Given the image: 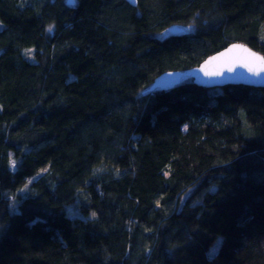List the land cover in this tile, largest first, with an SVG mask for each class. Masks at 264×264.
Masks as SVG:
<instances>
[{
    "label": "trees",
    "instance_id": "trees-1",
    "mask_svg": "<svg viewBox=\"0 0 264 264\" xmlns=\"http://www.w3.org/2000/svg\"><path fill=\"white\" fill-rule=\"evenodd\" d=\"M69 2L0 0V264H264V89L148 91L264 0Z\"/></svg>",
    "mask_w": 264,
    "mask_h": 264
},
{
    "label": "water",
    "instance_id": "water-1",
    "mask_svg": "<svg viewBox=\"0 0 264 264\" xmlns=\"http://www.w3.org/2000/svg\"><path fill=\"white\" fill-rule=\"evenodd\" d=\"M135 7L136 0H123ZM70 4L69 1H67ZM182 30L168 29V33L178 34ZM260 57L261 61L254 58ZM183 79L202 88H220L243 85L264 89V57L247 46L232 44L220 52L208 57L198 67L185 72H169L157 77L148 91L169 90L178 86Z\"/></svg>",
    "mask_w": 264,
    "mask_h": 264
},
{
    "label": "snow or ice",
    "instance_id": "snow-or-ice-1",
    "mask_svg": "<svg viewBox=\"0 0 264 264\" xmlns=\"http://www.w3.org/2000/svg\"><path fill=\"white\" fill-rule=\"evenodd\" d=\"M254 59L257 60V61H261L260 57H255Z\"/></svg>",
    "mask_w": 264,
    "mask_h": 264
},
{
    "label": "rangeland",
    "instance_id": "rangeland-1",
    "mask_svg": "<svg viewBox=\"0 0 264 264\" xmlns=\"http://www.w3.org/2000/svg\"><path fill=\"white\" fill-rule=\"evenodd\" d=\"M67 1H70V0H67ZM0 28H1V26H0ZM216 247H217V245L215 247H213L211 251H214L216 249Z\"/></svg>",
    "mask_w": 264,
    "mask_h": 264
}]
</instances>
